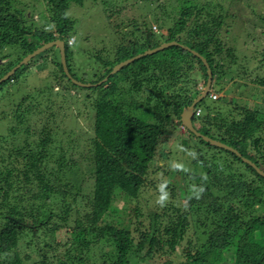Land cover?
<instances>
[{"label": "trees", "instance_id": "trees-1", "mask_svg": "<svg viewBox=\"0 0 264 264\" xmlns=\"http://www.w3.org/2000/svg\"><path fill=\"white\" fill-rule=\"evenodd\" d=\"M186 1L177 11L173 9L179 16L169 21L165 31L172 11L164 2L159 3L163 11L160 15L154 11L153 15L162 32H155L145 19L140 24L138 19L130 18L128 42L123 33L114 48H103L93 55L98 69L93 71L91 86L75 84L65 73L61 58L54 53L47 55L54 46L0 83L2 91L8 82H17L23 71L29 73L34 66L41 77L42 71H48L45 86L12 103L14 123L7 134L0 135V264H143L157 255L176 252L191 221L206 228L205 242L188 251L186 260L178 263L166 258L161 264H264V176L243 160H251L264 171V108L236 105L223 111L230 101L224 96L218 100L214 86L235 73L231 70L239 60L234 48L226 47L222 40L230 15L220 1ZM16 2L0 0V48L14 47L17 53L16 58L0 65V78L44 43L60 39L64 42L68 72L87 83L77 78L71 66L70 46L75 41L70 42V38L75 23L67 16L71 4L83 5L85 0H47L55 31L29 29L27 22L32 14L28 16L27 9ZM105 11L110 18L120 10L107 6ZM118 31L121 33V29ZM170 41L179 44L142 55L111 73L119 62ZM182 45L203 56L212 72L209 92L194 106V128L241 156L212 145L183 126L181 113L203 90L196 81L194 88L187 85L188 75L191 70L200 72L204 85L208 72L203 60ZM43 56L45 63H52L58 72L40 64ZM260 57L262 70L264 49ZM51 82L60 86L57 91ZM71 90H75L74 94ZM206 98L211 103H205ZM75 107L81 109L73 116L75 120L84 114L91 122L85 159L93 190L87 194L80 190L81 179L75 183L69 180L68 174L77 168V161L70 162L62 146L54 153L59 114L62 112L64 117L65 109ZM180 125L186 132L183 147L197 149L192 170L183 171L186 181L190 180L182 192L186 203L182 207L171 203L162 211L158 210L159 203L157 210L146 215L142 207H135L133 231L116 215L120 210L114 207L113 198L117 192L132 199L141 196L146 184L152 183L148 177L161 140ZM21 134L25 137L20 143L6 146L8 136ZM205 148L219 154L203 156ZM175 191L171 188V193ZM49 201L61 202L63 207L59 212L47 210L52 206ZM110 212L112 221L106 220ZM63 229L73 235L62 243L58 233ZM100 243L108 248L100 255L89 256L91 247Z\"/></svg>", "mask_w": 264, "mask_h": 264}, {"label": "rangeland", "instance_id": "rangeland-1", "mask_svg": "<svg viewBox=\"0 0 264 264\" xmlns=\"http://www.w3.org/2000/svg\"><path fill=\"white\" fill-rule=\"evenodd\" d=\"M15 1H17L16 4L18 7H25L27 9L28 16L32 14L31 20L27 22L29 29L34 31L40 30L41 28L56 30L51 22L52 11L49 10L50 5L47 3V0ZM205 1L207 0H195L194 3L200 4ZM217 1L223 4L225 11L230 15V17L227 16L228 25H224L222 30V40L226 47L234 48L239 56V60L235 64L236 67H233L231 70V73H235L223 79L221 81L222 83L215 84L213 91L217 93L218 100L224 96L226 100L230 101L229 106H224V112L234 109L236 105L264 108V84L261 83V79L264 78V69L261 70L259 68L261 64L260 60L262 59L260 54L264 49V0H213V3ZM161 2L168 5L166 9L169 12L172 11V17L166 20V25L163 29L165 31L168 23H170L169 21L172 22L175 20L174 18L179 16V13H176L173 9L177 11L182 4L186 5V0H152L151 2L144 0H85L83 5L71 4L67 10V16L75 23V29L72 32L73 37L70 38V41H75L70 46L73 51V64L71 63V66L77 78L85 80L87 83L94 81L93 71L94 69H98V62L93 55L103 48H107V50L114 48V45L123 33V37L125 35L127 37L126 42H128L129 30L132 29L131 19H138L140 24L145 19L151 23V27L155 32H162L153 15L154 11L157 12V15L162 13L163 10L160 9L161 6L159 5ZM247 3L250 7H247ZM107 6L111 10L116 9L120 11L115 16L111 14V17L108 18L105 15V8ZM118 23H121V25L116 28L115 24ZM119 29H121V33L119 31L117 33ZM53 53L60 57V50L57 46L47 51V55ZM8 54L11 55L7 57ZM105 54L108 53L106 52ZM16 56V48L10 46L0 48V65L8 63L10 60L16 58ZM45 58L44 56L41 58L42 61H39L40 64L48 68L52 67L54 72H58L52 63L50 66L47 65V61V64L45 63ZM36 61L35 59L32 63ZM36 71L35 66L32 67L29 73L23 71L17 82H8L3 90L0 91V135L7 134L9 127L14 123L11 117L13 111L12 103L18 102L25 93L32 92L35 88L43 87L48 82V78H46V72L48 71H42L44 74L43 77ZM238 72L240 75L237 74ZM232 76L234 77L231 78ZM188 78L190 80L187 79L189 82L187 85H191L194 88V84L197 82V87L205 88L206 83L203 85L204 80L200 77V72L191 70ZM51 83L56 85L55 90L57 91L60 86L57 83ZM220 86L223 87L222 91H219ZM70 92L74 94L75 90H71ZM143 97L142 94L140 98L142 99ZM205 103L209 104L211 100L206 98ZM72 104L75 106L74 103ZM80 111V107H75L73 110L67 108L64 110L66 113L64 117L62 116V112L59 114V121L56 127L58 135L55 137L57 141V145L55 146L57 147L54 153H57L62 146L67 152L68 160L70 162L77 161V168L68 174L69 180L71 183H75L77 179H81L82 184L80 190L87 194L93 190V180L88 173L89 167L85 159L89 148L88 137L91 131V122L86 120L84 114H81L75 120L73 116L78 115ZM213 114L215 112H212ZM63 132H66V135L62 134ZM172 132V134L169 133L164 136L158 146L157 160L152 164L148 177V180L152 183L146 184L141 196L138 199H132L117 192L113 198L114 207L120 210V213L116 215L120 217L119 219L123 220V223H129L133 231L136 222L135 215H137L134 212L135 207H142L143 213L146 215L149 211L157 210L159 203L161 207L158 210L161 211L164 206L170 205L171 203L180 207L186 203L182 192L190 180L186 181L183 171L192 170L191 161L197 157V149L196 147L192 149L183 147L182 140L186 132L181 125L176 129L172 128ZM8 137L9 140L7 139L6 146H10L9 144L13 142L20 143L25 137V134L16 137L10 135ZM205 154L209 158H212L211 156L219 153L205 148L203 150V156H206ZM220 161L223 160L221 159ZM158 167L161 170H158ZM168 185L169 188H167ZM170 187L176 191L171 193ZM48 203H52V206L48 207L47 210L52 208L59 212L63 207L61 202L55 203L49 201ZM106 220H113L111 212L108 214ZM145 223L147 226V221ZM164 226L165 222L162 225V230ZM66 230L63 229L58 233V237L61 238L62 243L70 239L73 235L69 230ZM205 230L206 228L201 224L191 221L190 228L187 230L183 241L178 245L176 252L167 255H157L154 260L147 261L143 264H161L162 260L166 258L173 259L178 263L186 260L188 251H194L205 242L206 236L203 233ZM134 235L138 236L136 231ZM101 244L93 245L91 250L88 251V255H100L102 250L108 248V245ZM140 264L142 263L140 262Z\"/></svg>", "mask_w": 264, "mask_h": 264}, {"label": "water", "instance_id": "water-1", "mask_svg": "<svg viewBox=\"0 0 264 264\" xmlns=\"http://www.w3.org/2000/svg\"><path fill=\"white\" fill-rule=\"evenodd\" d=\"M173 44H179L176 41H170V42H163L161 45L152 48V49H147L142 53H139L131 58H128L126 60H123L121 62H119L118 64H116L113 68L111 73H115L118 70H120L123 66L128 65L130 62H132L134 59L139 58L142 55H146V54H150L153 52H156L158 50H161L167 46L173 45ZM52 46H57L60 50V58H61V63L63 65V69L65 71V73L68 75L69 78L72 79V81L75 84H78L80 86H91L93 84L91 83H83L81 81H78L76 79H74L70 73L68 72V68H67V64H66V59H65V47H64V42L60 39H55L49 42L44 43L42 46L38 47L37 49H35L33 52L29 53L28 55H26L18 64H16L10 71H8L3 77L0 78V83L3 82L4 80H6L7 78H9L12 74L15 73V71L22 66L23 64L28 63L33 57H35L37 54H39L40 52L44 51L47 48H50ZM183 46V45H182ZM184 48L188 49L189 51H191L192 53H194L195 55L199 56L204 64L207 66V72H208V78H207V82H206V86L203 89V91L201 92V94L187 107L184 108L183 112L181 113V122L182 124L188 128L189 130L193 131L194 133H196L197 135H201L199 132L196 131V129L193 126V122H192V116H193V110H194V106L196 105L197 102H199L202 98H204L207 93L210 90L211 84H212V72L208 66L207 61L205 60V58L203 56H201L200 54H198L196 51L190 49L188 46H183ZM107 79V77L104 78V80ZM100 83V82H99ZM97 83V84H99ZM96 85V84H95ZM206 141L210 142L212 145H216V146H220L226 149H229L235 153H237L238 155L241 156L240 153L237 152V150L233 149L232 147H229L228 145L222 143L219 140L210 138L208 136H204L201 135ZM243 160L247 163H249L251 166H253L257 172H259L261 175L264 176V171L261 170L259 167H257L251 160L243 157Z\"/></svg>", "mask_w": 264, "mask_h": 264}, {"label": "built area", "instance_id": "built-area-1", "mask_svg": "<svg viewBox=\"0 0 264 264\" xmlns=\"http://www.w3.org/2000/svg\"><path fill=\"white\" fill-rule=\"evenodd\" d=\"M71 42V41H70Z\"/></svg>", "mask_w": 264, "mask_h": 264}, {"label": "clouds", "instance_id": "clouds-1", "mask_svg": "<svg viewBox=\"0 0 264 264\" xmlns=\"http://www.w3.org/2000/svg\"><path fill=\"white\" fill-rule=\"evenodd\" d=\"M184 126V125H183Z\"/></svg>", "mask_w": 264, "mask_h": 264}]
</instances>
